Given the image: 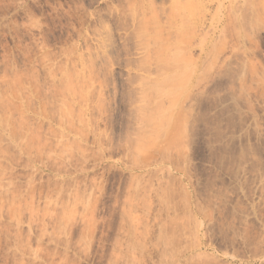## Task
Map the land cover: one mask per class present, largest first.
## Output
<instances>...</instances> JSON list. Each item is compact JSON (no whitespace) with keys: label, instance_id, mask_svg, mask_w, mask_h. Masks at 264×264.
<instances>
[{"label":"rangeland","instance_id":"374dc122","mask_svg":"<svg viewBox=\"0 0 264 264\" xmlns=\"http://www.w3.org/2000/svg\"><path fill=\"white\" fill-rule=\"evenodd\" d=\"M0 264H264V0H0Z\"/></svg>","mask_w":264,"mask_h":264},{"label":"bare ground","instance_id":"6f19581e","mask_svg":"<svg viewBox=\"0 0 264 264\" xmlns=\"http://www.w3.org/2000/svg\"><path fill=\"white\" fill-rule=\"evenodd\" d=\"M183 85L186 86V83L183 84ZM176 86H177V85H176ZM186 87H187V86H186ZM181 89H182V88H181ZM174 90H175V89L173 88V90L168 91L169 93H167V92L165 91V93L163 92V93H164L163 95H165V96H166V95H171V98H172V97L175 98V96H176L175 94H178V93H180V92L175 93V91H177V90H175V91H174ZM182 90L184 91V89H182ZM178 91H179V90H178ZM180 91H181V90H180ZM161 92H162V91H160V93H161ZM174 93H175V94H174ZM182 93H183V92H182ZM185 94H186V93H185ZM172 95H173V96H172ZM181 95H182V94H181ZM157 96L160 97V95H157ZM161 96H162V93H161ZM178 96H180V95H178ZM178 96H177V97H178ZM145 97H146V95H145ZM177 97H176V100H175L176 103H177ZM170 102H171L170 105H173L172 103H174V102H172V101H170ZM176 103H174V105H175ZM179 104H180V103H179ZM174 105H173V106H174ZM202 105H203V104H202ZM173 106H172V107H173ZM179 106H180V105H179ZM169 107L172 108L171 106H169ZM169 107H168V108H169ZM176 107H178V106L176 105V106H174L173 108H176ZM205 107H206V106H205ZM157 108H158V107H157ZM159 108H160V107H159ZM166 108H167V107H166ZM174 111H175V110H174ZM174 111H173V112H174ZM175 112H176V111H175ZM175 112H174V113H175ZM197 115H198V114H197ZM178 116H179V115H178ZM192 116H193V115H192ZM198 116H199V115H198ZM197 118H199V117H197ZM191 119H192V118H191ZM176 121H178V119H177V120L175 119V122H176ZM168 123H169V122H168ZM171 123H172V122H171ZM173 123H174V122H173ZM195 123H196V122H195ZM204 125H205V124H204ZM180 129H181V128H180Z\"/></svg>","mask_w":264,"mask_h":264}]
</instances>
